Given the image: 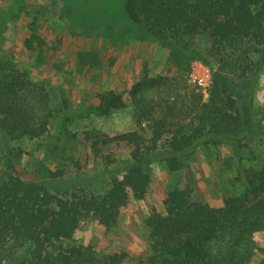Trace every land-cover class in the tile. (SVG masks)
<instances>
[{
  "label": "trees",
  "instance_id": "16d2710c",
  "mask_svg": "<svg viewBox=\"0 0 264 264\" xmlns=\"http://www.w3.org/2000/svg\"><path fill=\"white\" fill-rule=\"evenodd\" d=\"M123 8L137 29L135 40L167 46L173 55L190 54L209 67L208 98L177 77L146 75L135 84L129 92L133 130L114 136L85 133L94 157L107 166L115 159L106 148L130 150L125 166L109 171L108 186L99 193L61 169L43 166L36 171L43 177L24 179L19 154L4 152L0 264H125L126 253L99 255L92 246L75 243L74 236L88 219L115 226L131 199L145 198L155 163L172 173L186 171L187 183L169 191L163 210L146 219L149 254L139 264H251L258 249L255 237L264 233V160L258 168L240 162L233 183L243 192L226 196L215 208L194 199L189 159L205 146L229 145L240 152L262 128L253 90L264 67V0H124ZM28 15L25 46L33 51L44 44L38 34L42 8ZM108 31L113 40L130 35ZM202 42L207 43L203 48ZM95 97L94 110L101 116L126 107L115 90ZM69 108L67 98L55 105L45 83L31 80L0 52L1 135L11 141L42 140L59 118L62 130L75 122Z\"/></svg>",
  "mask_w": 264,
  "mask_h": 264
},
{
  "label": "rangeland",
  "instance_id": "374dc122",
  "mask_svg": "<svg viewBox=\"0 0 264 264\" xmlns=\"http://www.w3.org/2000/svg\"><path fill=\"white\" fill-rule=\"evenodd\" d=\"M123 4L124 0H0V52L31 80L45 83L55 105L59 106L63 97L67 98L70 103L67 113L75 118L66 130L60 128L62 118H59L42 140L11 141L0 134V158L4 152L16 151L24 179L43 177L36 171H43L44 166L51 171L64 170L67 178L88 182L86 184L98 193L105 190L109 171L121 170L130 150L124 145L106 148L115 159L114 164L107 166L101 158L94 157L89 142L85 141V133L114 136L133 130L129 92L146 75L181 78L184 84L196 87L204 99L208 98L209 67L199 60H191L190 54L176 52L173 55L167 46L135 40L137 29L127 20ZM36 7L42 8L38 34L44 44L30 51L25 46L30 35L28 14ZM110 28L130 35L125 40H113L108 36ZM81 31L90 35H79ZM200 45L203 48L207 43ZM193 73L205 77L206 88L193 80ZM107 90L122 94L126 107L101 116L94 110L95 96ZM253 97L255 108L262 109L258 116L262 128L249 137L240 152L229 145L205 146L189 159L197 202L221 207L226 196L243 192L233 183L239 163L245 168H258L262 164L264 67L255 83ZM151 176L145 198L131 199L115 226L107 228L88 219L76 232L74 242L92 246L99 255L124 252L128 255L125 264H139L144 260L149 254L146 219L155 210H163L169 191L184 188L187 183L186 171L172 173L164 163L153 164ZM255 238L258 249L251 264L264 259V233Z\"/></svg>",
  "mask_w": 264,
  "mask_h": 264
},
{
  "label": "built area",
  "instance_id": "2783aa9c",
  "mask_svg": "<svg viewBox=\"0 0 264 264\" xmlns=\"http://www.w3.org/2000/svg\"><path fill=\"white\" fill-rule=\"evenodd\" d=\"M193 80L198 83L200 86H203L205 87L206 86V83H207V80H205V77H200V76H197L196 74H192L191 75ZM206 88V87H205ZM204 93H206V89H204Z\"/></svg>",
  "mask_w": 264,
  "mask_h": 264
}]
</instances>
